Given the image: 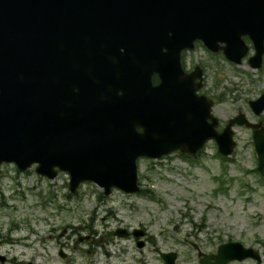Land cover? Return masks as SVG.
<instances>
[{"label": "water", "instance_id": "obj_1", "mask_svg": "<svg viewBox=\"0 0 264 264\" xmlns=\"http://www.w3.org/2000/svg\"><path fill=\"white\" fill-rule=\"evenodd\" d=\"M245 37L256 53L250 65L261 68L264 0H0V165H36L51 180L66 171L71 194L91 181L109 196L140 192L139 158L197 154L211 140L231 156V127L244 121L217 131L213 102L198 95L202 68L187 74L182 54L199 40L240 65ZM255 143L264 174V131ZM158 253L165 264L178 258ZM199 256L201 264L260 261L237 242Z\"/></svg>", "mask_w": 264, "mask_h": 264}, {"label": "rangeland", "instance_id": "obj_2", "mask_svg": "<svg viewBox=\"0 0 264 264\" xmlns=\"http://www.w3.org/2000/svg\"><path fill=\"white\" fill-rule=\"evenodd\" d=\"M187 57L192 67H206L210 90L235 83L244 91L264 92V68L254 71L246 59L237 66L205 48ZM226 100L216 109L222 121L245 108L235 96ZM237 135V150L226 160L215 141L191 159L181 152L157 161L139 159L142 190L135 195L114 189L104 196L92 182L71 195L67 173L51 181L40 177L35 166L20 172L13 164L3 165L0 252L12 264H164L158 251L177 253L175 264H200L199 251L217 254L220 245L239 242L257 250L261 262L248 258L230 264H264V180L253 169L257 158L249 133L237 130ZM119 227L145 229L150 239L139 248L141 238L134 242L115 235Z\"/></svg>", "mask_w": 264, "mask_h": 264}, {"label": "flooded vegetation", "instance_id": "obj_3", "mask_svg": "<svg viewBox=\"0 0 264 264\" xmlns=\"http://www.w3.org/2000/svg\"><path fill=\"white\" fill-rule=\"evenodd\" d=\"M246 43H248L249 51H248V58L247 63L251 67L249 63V58L252 57L255 53V50L253 48L252 42L248 38H245ZM197 48H205L204 44H202L201 41H198L196 43ZM206 49V48H205ZM207 50V49H206ZM208 51V50H207ZM209 52V51H208ZM191 53V51L184 52L183 54V67L185 68L187 73H192L197 69V67L202 68L203 74H204V81L202 86L199 89V95L206 96L211 102H214V109L213 112L217 116V130L219 133L224 132L226 128L229 127L230 122L232 120H235L238 117H242V120L244 121V124H237L235 127H231V130L234 135V140L237 138V130L245 131L247 134L249 133L251 140H249V146H251L252 151L255 152V157L257 158V164L253 168L255 170L256 176L260 177L261 180H264V174L259 169V160L256 155L257 146L255 143V132L264 131V92L263 90H258V92L255 94V91H252L251 89H247L244 91L242 86L231 84L228 86H224L223 88L220 87L216 90H210L209 86L207 84V80L205 79V73H206V67L199 64L192 67L193 64H191L188 61V54ZM209 54L213 56L222 57L223 52L214 54L212 52H209ZM225 57V56H224ZM264 68V61L263 66ZM260 68V69H262ZM259 70V69H258ZM234 97L236 100H243L245 102V108L238 107L233 114H229L227 119L224 117V121H222L223 113H216V109L219 107H224L226 102H229L228 97ZM263 107V109L258 111V108ZM226 120V121H225ZM236 142V140H235ZM234 152L237 150V142L234 146ZM264 186V185H263ZM146 231V230H144ZM146 239H150L148 235V231H146ZM129 239H133L134 242H136V239L130 234L128 237ZM13 260L10 259L6 254L0 252V264H12Z\"/></svg>", "mask_w": 264, "mask_h": 264}]
</instances>
